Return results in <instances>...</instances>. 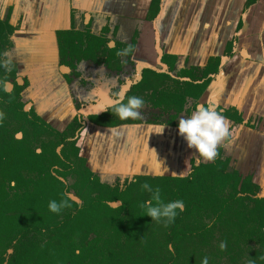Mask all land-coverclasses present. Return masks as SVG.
I'll return each mask as SVG.
<instances>
[{"label":"flooded vegetation","instance_id":"obj_1","mask_svg":"<svg viewBox=\"0 0 264 264\" xmlns=\"http://www.w3.org/2000/svg\"><path fill=\"white\" fill-rule=\"evenodd\" d=\"M161 2L162 0H151L145 15L138 18L147 21L154 19L162 8ZM9 14L8 11L4 18L0 17V114L3 115V119L0 120V180H3L2 183H4V191L0 192V228L5 227L7 221L5 218L9 215L8 194L10 193L11 198L15 191L9 189L7 185V171L14 168L16 174L32 179V182L27 184L29 191L33 190L34 182H37L43 190V196L51 195L52 199H49V202L52 200L60 202L64 198L62 194H70V207L61 209L58 213L59 220L65 213L75 212L71 202L77 203L82 211H93L95 210L93 206H85V204L91 200L94 202L105 195L113 196L122 193L128 189L130 183L139 178L171 176L151 174L146 171L133 173L95 172L88 166L87 159L81 155V146L77 142L79 139H83L82 134L92 124L107 127L152 123L178 124L180 114L187 112L184 115L187 117L190 112L187 108L188 101L181 111L175 112L174 110H165L162 106H154L151 100L152 71L168 74L170 78L179 81L190 80V77L180 75L183 71H177L174 64L170 65L166 72L146 66L137 68L132 60L133 52L126 56L116 54L129 44L135 47L140 24L135 26L132 22L113 19L104 14L106 23L102 27H92L93 16H91L87 24H81L79 28H76L75 10H72L71 28L57 31V47L59 64L62 67L61 74L67 83L75 112L66 126L57 128L37 111L36 95L30 93V80L27 75L21 74L18 63L13 58L14 49L11 35L17 26L10 23ZM84 15L82 14V16ZM122 28L126 30L124 37L118 34ZM9 57L12 61L9 66L11 71H7L4 67V61ZM218 62L209 64L203 69H191L187 72H191L195 76V82L207 80L208 85L211 75L217 71ZM208 67L210 69L205 74L204 71L208 70ZM143 80L144 84L135 88ZM2 82L7 83V90L4 89ZM163 82L173 84L172 80L166 78H163ZM119 93L125 94V102L130 93L143 98L144 106L140 109L144 117L143 120H121L114 114L109 105ZM104 108H107V111H100ZM98 111L100 112L96 115ZM221 113L226 119L232 121L231 128L234 131L233 127L244 122L242 113L235 108L225 109ZM172 116H174L173 120L170 119ZM261 121L260 117H249L245 123L254 127L259 126ZM229 142L230 140L225 141L218 146L219 154L214 160H226L228 171L236 170L242 179L246 178L256 186L252 196L264 197V185L259 179H256L255 174L242 172L236 166L238 159L229 156L227 152ZM30 157L33 159H29ZM200 162L209 161H204L202 157L198 162L193 161V163ZM233 163L236 164L233 165ZM69 175L73 179L72 182ZM14 185L15 182L12 181L10 186ZM50 191H53L54 194H50ZM21 192L19 191L18 194L21 195ZM72 196L78 200L73 199ZM49 202L47 203L49 204ZM106 203L112 208H117L121 201L116 199L106 201ZM16 211L18 217L23 218L22 225L24 227H33L35 225L33 222L39 223L40 219H43L45 223L51 222L44 216L45 211L39 210V205L28 207V209L17 207ZM23 212L29 213V216ZM45 215L49 216V212ZM242 223L251 228L256 226L253 221ZM50 228L53 229L54 226H50ZM5 234V231H1L0 250L2 244L10 241ZM43 235V239L46 240V235ZM24 239L28 241L29 238ZM16 241L17 239H14L11 243L14 244ZM236 252L235 249L230 248V255L226 257L234 259L225 258V264H246L247 253L241 252V258L238 259ZM12 253V247L5 248L1 254L3 259L1 264H7Z\"/></svg>","mask_w":264,"mask_h":264},{"label":"crops","instance_id":"obj_2","mask_svg":"<svg viewBox=\"0 0 264 264\" xmlns=\"http://www.w3.org/2000/svg\"><path fill=\"white\" fill-rule=\"evenodd\" d=\"M150 2L151 0H0V17L4 18L9 11L10 23L17 26L11 35V41L13 58L21 71L30 69L28 59H32L35 64L45 56H30L34 51L28 49L27 45L34 42L33 44H40L41 47L52 46L47 51L52 53V67L61 78L58 84L65 88L62 96L60 92L50 93L55 100L67 97L71 99L67 83L61 74L57 31L71 28L73 9L76 28L87 24L91 16L92 27L100 28L106 23L104 14L113 19L132 22L135 26L140 24L132 55L137 68L146 66L166 72L174 64L177 71H189L203 69L219 61L216 73L211 75L210 82L198 99H187V108L190 110L187 117L198 103L209 99L218 105L217 110L220 112L228 108L241 112L244 122L233 127L234 136L227 145V152L232 158L238 159L237 164L233 165L236 164L242 172L254 173L256 179L264 185V125L260 123L259 126L252 127L245 123L249 117L264 120V0H255L249 6L246 5L247 0H162V8L154 19H139L145 15ZM125 32L122 28L118 34L124 37ZM27 74L26 71L24 75ZM36 101L39 112L42 104L38 99ZM71 104L74 109L72 101ZM185 113L187 112L181 113L180 118ZM228 121L232 123L231 120ZM159 125L162 124L108 127L115 128L113 133L116 137L113 136L115 139L112 138V143L116 148V157L128 166L122 171L107 170L104 167L99 171L149 173L148 170H154L163 165V159H168L165 146L167 147L170 139L178 145L176 157L181 161L182 170L189 166L186 169L189 172L193 161L198 162L200 159L194 158L196 153L198 157L197 150L188 147L187 141L179 134L178 124H166L162 134L155 132ZM238 142L240 151L243 150V160L230 152L231 147ZM152 173L159 174L157 169Z\"/></svg>","mask_w":264,"mask_h":264},{"label":"trees","instance_id":"obj_3","mask_svg":"<svg viewBox=\"0 0 264 264\" xmlns=\"http://www.w3.org/2000/svg\"><path fill=\"white\" fill-rule=\"evenodd\" d=\"M254 2L247 0L246 5ZM151 73L152 104L165 110L181 111L187 98L196 100L207 85V80L195 82V76L187 71L182 75L190 80L184 81L165 73ZM163 78L173 84L164 83ZM143 84L144 80L135 88ZM7 173L8 188L15 191L11 198L8 194L9 215L5 227L0 228V234L5 231L10 240L1 245L0 264L7 247L13 248L7 264H203L205 257L208 264H225V258L234 259L226 257L230 248L237 251L238 259L241 252L247 253L246 264H264V197L252 196L256 186L236 170L228 171L226 160L192 163L186 175L139 178L122 193L85 204L93 206V211H82L71 202L75 212L65 213L60 220L58 213L47 207L52 196H43L37 182L29 191L27 184L32 179L16 174L15 168ZM12 181L14 186H10ZM2 182L0 192L4 191ZM144 182L161 189L164 203L183 200L184 211L177 210L174 222L152 220L144 214L140 204L151 197L141 188ZM116 199L121 201L117 208L107 205L106 201ZM34 205H39L51 222L40 219L33 222V227H24L16 208ZM250 221L256 223L254 228L242 223ZM14 239L17 241L13 244ZM222 242H226L224 250L220 248Z\"/></svg>","mask_w":264,"mask_h":264},{"label":"clouds","instance_id":"obj_4","mask_svg":"<svg viewBox=\"0 0 264 264\" xmlns=\"http://www.w3.org/2000/svg\"><path fill=\"white\" fill-rule=\"evenodd\" d=\"M133 51L134 46L129 44L116 54L118 56H126ZM11 63L10 57L4 61V67L7 71H11L9 67ZM2 83L4 89L7 90V83ZM143 106V98L134 95L127 96L125 102L124 93H119L117 98L112 100L109 105L113 109L114 114L121 120H143L144 117L140 111ZM217 109L218 105L212 99H209L206 102L198 103L190 116L187 118L181 117L178 120L179 134L187 141L189 148H195L197 150L198 159L202 157L205 161L214 160L219 154L218 146L225 141L231 140L234 136V130L231 128L230 122ZM100 111H107V108L101 109ZM2 119L3 115L0 114V120ZM165 127L166 124L159 125L155 132L162 134ZM141 188L151 193V197L141 203L140 207L145 210L144 214L149 215L152 220L160 221L164 219L166 223H172L178 215L177 210L179 212L184 211L183 200L177 199L164 203L159 187L153 189L149 183L144 182ZM62 195L64 198L60 202L55 200L49 202L48 207L51 212L59 213L62 208L70 207V194L64 193ZM220 248L224 250L226 248V242H222ZM203 264H208L207 257L204 258ZM250 264H254V262H250Z\"/></svg>","mask_w":264,"mask_h":264},{"label":"water","instance_id":"obj_5","mask_svg":"<svg viewBox=\"0 0 264 264\" xmlns=\"http://www.w3.org/2000/svg\"><path fill=\"white\" fill-rule=\"evenodd\" d=\"M33 43L34 42H31L26 46L28 49H32L34 51L29 55L40 57L44 55L45 56L39 63L35 62V64L32 63V59L27 60V64L29 65L30 69H25V72L27 71V75L31 84L30 93L36 95V100L38 99V101H40L42 104L39 114L44 119L46 118L51 124H53V126H58V124L61 123L66 124L73 118L74 109L71 102L66 101L68 97L62 100H55L54 96L50 94L55 91V93L60 92L62 96V92L65 93V88L58 84L61 78L52 67V53L47 51V49L51 48L52 46L41 47L42 45ZM53 48L55 49V47ZM46 86H48L47 90ZM36 103L38 102L36 101ZM114 131L115 128L100 127L93 124L89 125V129L83 135L80 146L82 148L83 156L85 155L84 157L88 159V166L91 168V170H101L104 167L107 170L115 169L117 171H122L128 166H125L122 161L118 160L116 157V148L112 143L113 136L116 137V134L113 133ZM168 141L167 147L165 146L166 157H168V159L166 161L163 159V165H159L157 168H154V170H148L150 171L149 173L153 174L152 172L157 169L159 174L173 176L181 174L186 175V169H188L189 166L182 170L183 168L181 161H179L178 157H176V153L178 151V145L176 146L177 143L172 142L170 139H168ZM103 165H106L107 167ZM72 198L78 200L74 196H72Z\"/></svg>","mask_w":264,"mask_h":264},{"label":"rangeland","instance_id":"obj_6","mask_svg":"<svg viewBox=\"0 0 264 264\" xmlns=\"http://www.w3.org/2000/svg\"><path fill=\"white\" fill-rule=\"evenodd\" d=\"M25 70V69H24ZM21 71V70H20ZM21 74H25V71H21ZM28 76V75H27ZM29 78V77H28ZM56 79V78H55ZM54 79V80H55ZM47 88H48V86H46V90H47ZM43 92H46V91H43ZM66 101L68 102V101H70L71 102V99H66ZM67 124V123H66ZM66 124H63V123H61V124H58V126H55V127H57V128H62L63 126H66ZM261 124H263L264 125V120H262L261 121ZM85 134V132L82 134V135H84ZM78 145L80 146V144H81V139H79L78 141ZM239 143L240 142H238V143H235L234 145H233V147H231V145H229L230 147H231V149H230V152L233 154V155H235V156H240L239 158H241L242 157V155H243V150L242 151H240V149H239ZM259 145H262V144H259ZM263 146H264V143H263ZM259 147V146H258ZM81 148V147H80ZM80 152H81V155L83 156V154H82V148H81V150H80ZM85 156V155H84ZM86 158V157H85ZM194 158H197V153H196V157H194ZM87 159V158H86ZM204 160V159H203ZM241 160H243V158H241ZM87 161H88V159H87ZM205 161V160H204ZM117 165V164H116ZM93 171H95V172H100L99 170L97 171V169H94ZM130 172H133V171H130ZM129 173V172H128ZM187 174V173H186ZM163 175V174H162ZM167 175V174H166ZM70 176V175H69ZM123 179V178H122ZM72 178H71V176H70V181L72 182ZM119 180H121V179H119ZM118 180V181H119Z\"/></svg>","mask_w":264,"mask_h":264}]
</instances>
